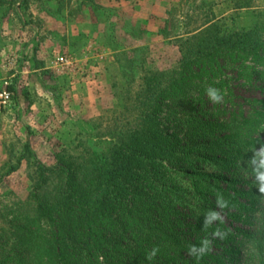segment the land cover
I'll return each mask as SVG.
<instances>
[{"label": "trees", "instance_id": "16d2710c", "mask_svg": "<svg viewBox=\"0 0 264 264\" xmlns=\"http://www.w3.org/2000/svg\"><path fill=\"white\" fill-rule=\"evenodd\" d=\"M180 38L171 68L139 64L135 122L107 150L59 153L54 169L27 157L36 207L0 230V264H264V195L250 165L264 144V36L211 20ZM52 174L64 180L54 196ZM218 194L229 208L217 209ZM210 210L224 221L204 230ZM216 228L227 238L190 256Z\"/></svg>", "mask_w": 264, "mask_h": 264}, {"label": "rangeland", "instance_id": "374dc122", "mask_svg": "<svg viewBox=\"0 0 264 264\" xmlns=\"http://www.w3.org/2000/svg\"><path fill=\"white\" fill-rule=\"evenodd\" d=\"M211 20L264 36V0H0V78L16 93L0 112V230L34 214L29 155L54 169L59 153L107 150L135 122L139 64L171 68L180 37ZM63 185L52 174L47 192Z\"/></svg>", "mask_w": 264, "mask_h": 264}, {"label": "clouds", "instance_id": "9594fccd", "mask_svg": "<svg viewBox=\"0 0 264 264\" xmlns=\"http://www.w3.org/2000/svg\"><path fill=\"white\" fill-rule=\"evenodd\" d=\"M206 94L211 102L219 104L224 99V93L220 89L209 87L206 89ZM250 165L252 167L255 180L258 184V192L261 195H264V144H261L256 148L251 156ZM217 209L223 210L229 208V202L223 198L222 195H217L216 199ZM224 216L221 214V211L210 210L204 217L203 220V229L207 230L211 225L220 222L223 223ZM229 235L228 231H223L220 228L210 233V238H205L201 240L198 245L190 246L188 254L190 256L196 257L197 260L202 259L205 255L209 254L212 250V242L215 239L224 240ZM159 252L158 247L151 249L147 255L146 259L151 261L157 256Z\"/></svg>", "mask_w": 264, "mask_h": 264}, {"label": "built area", "instance_id": "2783aa9c", "mask_svg": "<svg viewBox=\"0 0 264 264\" xmlns=\"http://www.w3.org/2000/svg\"><path fill=\"white\" fill-rule=\"evenodd\" d=\"M58 63L68 65L69 60L67 57H59ZM16 93L12 77L0 78V112L8 109L15 100Z\"/></svg>", "mask_w": 264, "mask_h": 264}]
</instances>
